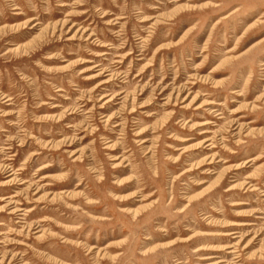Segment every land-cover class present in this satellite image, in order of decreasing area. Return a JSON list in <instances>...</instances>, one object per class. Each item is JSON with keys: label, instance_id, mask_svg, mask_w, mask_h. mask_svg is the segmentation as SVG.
Returning <instances> with one entry per match:
<instances>
[{"label": "rangeland", "instance_id": "374dc122", "mask_svg": "<svg viewBox=\"0 0 264 264\" xmlns=\"http://www.w3.org/2000/svg\"><path fill=\"white\" fill-rule=\"evenodd\" d=\"M263 192L264 0H0V264H264Z\"/></svg>", "mask_w": 264, "mask_h": 264}, {"label": "bare ground", "instance_id": "6f19581e", "mask_svg": "<svg viewBox=\"0 0 264 264\" xmlns=\"http://www.w3.org/2000/svg\"><path fill=\"white\" fill-rule=\"evenodd\" d=\"M110 102V100H108L106 103H109ZM109 119V118H108ZM107 119V120H108ZM210 124V123H209ZM209 124H205V125H209ZM207 133H211V132H208V131H205V132H203V134H207ZM146 142V141H145ZM145 142H143V143H145ZM204 146H206V147H204ZM214 146H215V141H213V139L212 138H206L205 140H204V143L200 146V148H202V149H207V148H210V149H214ZM209 160L210 161H212V159L211 158H209ZM209 173H211V172H209ZM13 174H10L8 177H10V176H12ZM14 181V180H16V178H13V179H11L10 181ZM18 182H20V180L18 181ZM19 185H22V184H19ZM263 196H264V192H263V194H262ZM15 197V196H14ZM22 211H24L23 209H17V210H13V212H21V213H18V217L16 218L18 221L16 222V224L17 223H19V224H21L22 222V220H23V218L21 217V216H23L24 214L22 213ZM30 211H32V210H27L26 212H30ZM124 211H126V210H124ZM13 212L11 211V213L13 214ZM15 213V214H16ZM27 219V218H26ZM236 227H244V226H251V224H234ZM235 234H239L238 232H236V231H234V232H232V233H223L222 235L220 234V236H222V237H228V236H231V235H235ZM235 239L237 238V237H234ZM225 250H228V252L226 253V255H229L230 257L232 256L233 258V260H235L233 263H230V264H238V262L240 261V260H238L239 258H240V255H239V247H238V243H233V244H229L226 248H225ZM210 259V258H209ZM222 263H226V264H228L226 261H224V258H220V260L218 261V263L217 264H222Z\"/></svg>", "mask_w": 264, "mask_h": 264}]
</instances>
